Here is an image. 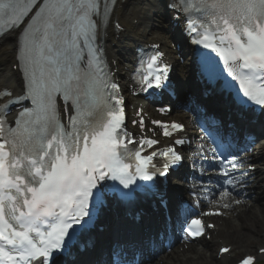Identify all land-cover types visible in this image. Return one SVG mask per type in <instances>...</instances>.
<instances>
[{"label":"snow or ice","instance_id":"snow-or-ice-1","mask_svg":"<svg viewBox=\"0 0 264 264\" xmlns=\"http://www.w3.org/2000/svg\"><path fill=\"white\" fill-rule=\"evenodd\" d=\"M118 6L119 0H0V42L13 38L11 45L0 43V264H55L74 239V226L91 221L90 205L101 203L94 190L103 182L129 189L137 180L169 178L183 166L185 157L174 146L142 155L159 141H137L125 128L122 89L105 55L106 38L126 31L114 20ZM167 7L177 19L184 17L193 44L220 57L239 84L240 103L264 110V0H169ZM150 48L137 55L133 91L162 88L168 80L160 44ZM200 55L207 69L216 64L208 53ZM152 123L165 137L184 131L179 122ZM133 124L143 129V117ZM200 151L228 177L215 203L231 207L229 198L243 183L235 174L248 166L238 157L216 155L215 148L211 157L204 145ZM157 156L163 160L154 162ZM212 228L193 216L183 231L196 240ZM229 251L222 247L218 255ZM260 258L264 247L240 264H259Z\"/></svg>","mask_w":264,"mask_h":264},{"label":"bare ground","instance_id":"bare-ground-1","mask_svg":"<svg viewBox=\"0 0 264 264\" xmlns=\"http://www.w3.org/2000/svg\"><path fill=\"white\" fill-rule=\"evenodd\" d=\"M138 2L139 3L137 5H132L130 10H128V8L126 7L127 9L124 11H120L119 14H121L120 20L123 22L125 28L127 29V31H129L130 35L137 37L138 38L137 41L142 42L143 38L141 39L138 37L139 36L138 30L134 29L132 22H133V19L134 20L140 19L141 22H144V21L148 22L149 20H151L152 18L151 7L153 6L150 2H148L149 5H146V6L149 8V11H148L149 14H146V10L144 9L145 6L142 4L143 1L138 0ZM146 22H144V24ZM159 26L161 27V30L167 29L166 27L167 25L165 22L160 23ZM140 27L144 31H147V30L154 31V27L150 23L145 24V26H140ZM156 33L157 32L155 31L151 39H153L154 36L157 35ZM162 34L165 35L167 33H162ZM123 36H124L123 34L120 35V37H123ZM12 42H13V38L9 37L3 42V44L11 45ZM112 52L114 53V51ZM2 54L3 53H0V55ZM115 55H116V52H115ZM121 61L123 62L124 59L121 58ZM180 68L184 72H188L189 66H188L187 61ZM263 149L264 147H260L256 150V153L259 154V157H257L256 155H253L251 157V159L254 162H258L261 156H263V159H264V155H262ZM253 180L255 181V183L249 185V189L255 191V186L256 184H258V178L254 177ZM263 208H261V210ZM243 209L246 211L245 213L241 211ZM252 212L253 213L257 212V208L254 207L252 209L249 206H239V207H233L229 209L228 211H226L227 219L221 218L219 221V226L227 227V231L222 232L220 230L218 231L217 235L213 234L215 239L229 240L231 241L232 245L236 247L235 248L236 251L240 253L246 252L247 254H250L248 252L253 251L254 246L262 242L264 239V214L258 215L256 213L257 217L253 221L244 223V220H245L244 218L248 217ZM241 218H243V221H241ZM236 221H239V225L236 224L237 223ZM207 247L208 245L206 243H203V244L201 243L199 245L190 247L188 251H184L182 253L180 252L173 253L171 256H168V258L162 260V264H229L233 261V259L230 260V258L228 257L224 258L221 261H218L217 258H215L213 255L214 248L213 250L211 249L210 251V249L209 250L206 249ZM208 251L211 252L209 256H207ZM254 252H256L257 254V250H255ZM234 257L235 256H233V258Z\"/></svg>","mask_w":264,"mask_h":264},{"label":"rangeland","instance_id":"rangeland-1","mask_svg":"<svg viewBox=\"0 0 264 264\" xmlns=\"http://www.w3.org/2000/svg\"><path fill=\"white\" fill-rule=\"evenodd\" d=\"M262 190V189H261ZM263 193H264V191H259V195H260V198H261V196L263 195ZM263 206H264V204H263ZM256 213L258 214V215H263L264 214V212H262V211H260V212H255V213H251L248 217H246V218H244L245 220H244V223L245 222H251V221H253L257 216H256ZM253 214H255V215H253ZM243 223V222H242ZM217 242V241H216ZM225 245H231V242L230 241H227L226 243H224ZM264 246V240L261 242V243H259V244H257V245H255L254 246V250L253 251H250V252H248V253H250V254H253L254 253V251L256 250V249H258L259 247H263ZM217 249H218V245L215 247V253H216V251H217ZM247 253L246 252H244V253H241L240 255H239V257H242V256H244V255H246ZM209 255V254H208ZM262 264H264V262H261Z\"/></svg>","mask_w":264,"mask_h":264}]
</instances>
